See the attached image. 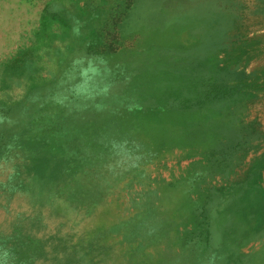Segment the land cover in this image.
Listing matches in <instances>:
<instances>
[{"label":"rangeland","instance_id":"obj_1","mask_svg":"<svg viewBox=\"0 0 264 264\" xmlns=\"http://www.w3.org/2000/svg\"><path fill=\"white\" fill-rule=\"evenodd\" d=\"M112 2L77 0L90 14L75 1L56 5L77 38L52 43L46 59L57 48L79 55L83 35L104 23ZM47 3L55 1H0V54L26 41ZM256 11L252 0H132L110 36L123 50L112 90L123 92L129 81L133 95L166 110L132 128L135 145L89 151L83 164L95 161L79 174L59 173L38 123L0 114L1 238L20 239L12 246L32 254L29 264H264V218L258 223L250 204L230 201L242 178L264 187V169L256 168L264 155V94L233 92L234 73L223 67L235 25L264 27ZM49 61L37 63V75H59L61 66ZM6 83L0 77V96H24L27 77ZM66 147V157L77 159L74 146Z\"/></svg>","mask_w":264,"mask_h":264},{"label":"trees","instance_id":"obj_2","mask_svg":"<svg viewBox=\"0 0 264 264\" xmlns=\"http://www.w3.org/2000/svg\"><path fill=\"white\" fill-rule=\"evenodd\" d=\"M54 1L51 4L53 7H48L47 3L39 12L37 25L29 31L26 41L19 40L15 48L0 54V77L1 82H7L6 87L17 78L27 77L28 81L20 100L0 96V114L8 116V119L17 124L38 123L46 133L42 142L56 153L54 162L59 173L79 174L82 168L95 161L89 157L88 162L83 164V158L89 151L102 155L101 153H112L120 148H129L140 137L132 128L151 115L161 117L166 106L152 104L148 98L141 100L133 95L129 81L125 83L123 92L112 90L122 74L119 70L122 65L118 60L123 50L119 40L110 36L118 32L132 0H112L104 23L95 33L91 31L83 35V48L79 55H69L70 52L66 55L57 48L50 54L52 58L46 59V51L49 52L47 48L52 43L75 44L77 38L73 37V26L65 16V11L56 5L75 1L78 11L89 14L95 12L85 4V8L78 4L77 0ZM80 1L85 3L87 0ZM252 2L256 10H259L254 13L264 15V0ZM97 19L100 21V16ZM229 39L223 53L226 60L223 67L234 73L229 77L232 91L257 98L259 94H264V27L251 30L247 26L235 25ZM42 60L55 61L61 66L59 75H37L35 67ZM123 78L129 80L124 74ZM37 119L39 122H36ZM68 143L74 146L70 148V153L75 150L77 159L66 157ZM260 158L256 168L263 170L264 155ZM248 180L246 177L235 183L237 194L230 201L237 205L244 202L250 204L253 208L251 217L256 218L259 223L264 218V187ZM228 193L230 197L229 189ZM221 200L216 202L221 203ZM148 223L154 225V222ZM141 230L143 229L137 233L140 234ZM19 241H8L0 236V264H29L32 254L28 255L27 249H22L24 253L21 255L19 249L12 246ZM36 246L39 250V244Z\"/></svg>","mask_w":264,"mask_h":264},{"label":"bare ground","instance_id":"obj_3","mask_svg":"<svg viewBox=\"0 0 264 264\" xmlns=\"http://www.w3.org/2000/svg\"><path fill=\"white\" fill-rule=\"evenodd\" d=\"M0 1H1V0H0ZM2 3H3V2H2ZM1 8H2V7H1ZM1 41H2V40H1ZM3 43H4V42H3ZM4 44H5V43H4ZM8 81H9V80H8ZM36 138H37V137H36ZM30 142H32V141H30ZM17 144H19V143H17ZM41 158H42V157H41ZM18 159H19V158H18ZM12 164H13V163H12ZM32 164H33V163H32ZM10 165H11V164H10ZM18 165H19V164H17V166H18ZM19 166H20V165H19ZM29 166H31V165H29ZM33 166H34V165H33ZM10 167H11V166H10ZM10 167H9V168H10ZM20 167H22V165H21ZM9 168H8V169H9ZM6 169H7V168H6ZM14 169H15V168H14ZM16 169H17V168H16ZM23 169H24V168H23ZM25 169H26V168H25ZM32 169H33V168H32ZM24 171H26V170H24ZM34 171H35V170H34ZM30 172H31V171H30ZM28 173H29V172H28ZM35 173H36V172H35ZM30 174H31V173H30ZM30 174H29V175H30ZM33 174H34V173H33ZM37 175H38V174H37ZM21 177H22V176H21ZM26 177H27V176H26ZM26 177H25V179H29V178H30V181H31L32 175H31L29 178H26ZM34 178L37 179V177H36L35 175H34ZM34 178H33V179H34ZM33 179H32V180H33ZM36 179H35V180H36ZM19 181H21V180H19ZM23 181H24V180H23ZM30 181H29V182H30ZM29 182H28V184H29V186H30V183H29ZM31 182H32V181H31ZM34 182L36 183V181H34ZM34 182H33V184H35ZM22 184L24 185V183H22ZM28 184H27V185H28ZM31 184H32V183H31ZM22 188H23V187H22ZM22 188H21V189H22ZM26 188H27V187H26ZM21 189H20V190H21ZM31 191H32V190H31ZM32 192H33V191H32ZM32 192H31V193L28 192V193L32 194ZM26 193H27V192H26ZM28 193H27V194H28ZM36 193H37V192H36ZM33 195H35L36 197H38V195L34 194V192H33ZM29 197H30V196H29ZM29 197H28V199H29ZM31 197H33V196H31ZM31 197H30V199H31ZM36 197H33V198L36 199ZM33 198H32V199H33ZM34 201H35V200H34ZM15 209H16V207H15ZM47 209H48V208H47ZM10 210H11V208H10ZM12 210H13V207H12ZM16 210H17V209H16ZM43 210H44V209H43ZM13 211H14V210H13ZM45 211H46V210H45ZM16 212H18V211H16ZM22 213H23V212H22ZM29 213H30V212H29ZM42 213H44V212H42ZM30 215H31V214H30Z\"/></svg>","mask_w":264,"mask_h":264}]
</instances>
